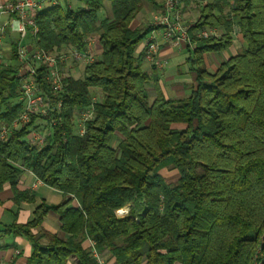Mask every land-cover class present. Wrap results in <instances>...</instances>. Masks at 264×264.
<instances>
[{
    "label": "trees",
    "instance_id": "1",
    "mask_svg": "<svg viewBox=\"0 0 264 264\" xmlns=\"http://www.w3.org/2000/svg\"><path fill=\"white\" fill-rule=\"evenodd\" d=\"M79 1L37 14L39 46L85 51L96 37L101 47L81 77H65L64 91L52 95L63 99L62 123L42 149L23 140L27 128L0 140V192L9 183L16 200H34L17 187L30 170L67 198L43 201L31 220L14 221L6 233L30 239L28 264H98L83 247L87 238L115 264H264V0H197L196 48L187 47L193 62L227 50L237 32L245 46L213 73L198 68L183 97H167L160 72L145 67L140 48L150 28L133 26L144 0H109L112 17L103 19L106 0ZM181 2L187 9L192 0ZM206 27L223 34L198 37ZM12 52V64L0 63L6 122L23 110ZM93 98L94 116L80 135L76 116ZM169 166L175 182L160 172ZM127 204L129 213L117 216ZM50 211L60 215L62 235L34 232Z\"/></svg>",
    "mask_w": 264,
    "mask_h": 264
},
{
    "label": "built area",
    "instance_id": "2",
    "mask_svg": "<svg viewBox=\"0 0 264 264\" xmlns=\"http://www.w3.org/2000/svg\"><path fill=\"white\" fill-rule=\"evenodd\" d=\"M208 0H198L202 5ZM56 3V2H55ZM54 3V4H55ZM44 8L43 0H7L0 2V15L9 16V20L0 21V63L3 58V43L9 29L16 28L20 41L16 45L18 67L16 77L19 81L20 100L23 110L11 122L0 121V140H8L14 130L27 128L23 140L42 149L54 127L62 123L60 116L63 99H54L52 95L61 94L64 89V78L76 72L81 64L88 65L96 59L90 44L85 51L69 47L61 50H48L39 46V25L37 14ZM196 22H189L184 17L181 0H163L161 7L152 14L149 30L141 43L140 51L146 62L163 69L166 60L159 56L163 44H170L178 49L196 48L191 31ZM223 29L206 27L197 32L198 37H220ZM29 38L31 44L23 41ZM42 69L45 73L42 75ZM73 76V75H72ZM47 86L50 92L45 90ZM93 98L90 107L82 110L75 119L77 132L84 135L86 122L94 116ZM129 209H120L119 214H128ZM98 264H106L101 254L95 249L91 251ZM0 264H8L0 257Z\"/></svg>",
    "mask_w": 264,
    "mask_h": 264
},
{
    "label": "crops",
    "instance_id": "3",
    "mask_svg": "<svg viewBox=\"0 0 264 264\" xmlns=\"http://www.w3.org/2000/svg\"><path fill=\"white\" fill-rule=\"evenodd\" d=\"M7 0H0L4 2ZM67 3L71 7H76L80 5L79 0H43L44 7L52 5L54 3ZM161 3L156 6L151 0H144L145 10L143 9L137 15L136 19L133 22L134 27H140L146 29L150 26L152 21V14L161 7ZM198 6L197 0H192L191 5L187 9H183L184 17L186 20H191L192 8ZM144 8V6H143ZM9 20V16L0 15V21ZM240 41L243 39L241 35H238ZM20 37L16 31L9 29L6 38L3 43V58L2 62L6 58L12 59L13 48H16V45L19 43ZM26 44H31L29 38L23 41ZM233 44L227 49L220 53H215V56H209L207 53H203L204 60L203 63L193 62L197 58L195 53L189 52L188 48L178 49L170 44H163L160 48L159 56L166 60V63L163 69H157L161 74V86L167 97L179 96L186 93V89H189L192 84L196 81V70L201 69H214L217 70L222 61L228 59L231 55L236 54L238 49L240 50L244 44ZM244 43V41H243ZM237 45V46H236ZM90 47L96 57L101 54V47L97 38H93V42L90 44ZM5 63V62H4ZM7 64V63H6ZM189 67L186 68V66ZM152 66L146 62L145 67ZM86 65L81 64L78 70L72 73L73 76L79 70L84 72ZM82 76V75H81ZM80 77V76H78ZM20 190L28 191L29 195L35 197L34 200L30 199H15L14 192L9 183H6L0 192V257L8 264H28L29 258L33 252V246L30 239L23 234H12L6 233L5 228L9 226L14 221L18 223H27L34 216V212L38 205L43 201L49 205H58L62 203L67 195L63 192L45 184L42 182L32 171L26 170L17 185ZM76 201H73V204L76 205ZM40 230L47 231L50 233H58L62 235L61 231V221L60 215L57 212L50 211L45 217L41 226L34 230V232H39ZM42 242H46L45 239H42ZM94 241L90 238H87L83 241V247L89 251H92L95 247ZM101 256L105 260L106 264H115V259L111 257L109 252L102 253ZM67 264H75V261L70 259Z\"/></svg>",
    "mask_w": 264,
    "mask_h": 264
},
{
    "label": "rangeland",
    "instance_id": "4",
    "mask_svg": "<svg viewBox=\"0 0 264 264\" xmlns=\"http://www.w3.org/2000/svg\"><path fill=\"white\" fill-rule=\"evenodd\" d=\"M144 10H145V5H144V8H143V11L142 12H144ZM192 10V13H191V20H187V21H189V22H195L196 21V19L198 18V15H199V6H195L194 8H192L191 9ZM98 17L100 18V19H103V18H106V17H112V10H111V3H110V1L109 0H106L105 1V3H104V7L98 12ZM239 34H238V32L237 33H235V36H234V40H235V44H240V46L242 45V44H244L243 43V41L241 40H239L238 38H236L237 36H238ZM242 38V37H241ZM234 40H233V42H234ZM237 46V45H236ZM244 46H245V44H244ZM243 46V47H244ZM242 47V48H243ZM241 48V49H242ZM240 49V50H241ZM237 51H239V49L237 50ZM209 54V56H215L216 54L215 53H207V55ZM5 63H7V64H12L13 62L11 61V59H9V58H6L5 59V61H4ZM187 67H189V65H187L186 66V68ZM210 72H215L214 71V69H210L209 70ZM81 75H83V72H81L80 70H79V72H77L76 74H75V77H78V76H80L81 77ZM209 80V79H208ZM189 92H190V89H186V93H184V94H182V95H179V96H174V97H183V96H186V95H188L189 94ZM161 174L169 181V182H175L176 181V179L178 178V174H177V171H176V169L175 168H173L172 166H169V167H165V168H163L161 171ZM131 204H127L126 206H124V207H122V208H120V209H129L128 210V213H129V211H130V208H131ZM120 209H118L117 211H116V215L117 216H119V217H123V216H121L120 214H119V210ZM125 215H127V214H125ZM124 215V216H125Z\"/></svg>",
    "mask_w": 264,
    "mask_h": 264
}]
</instances>
